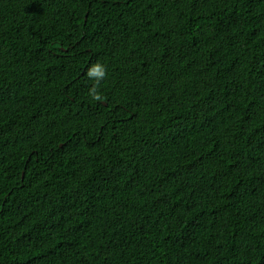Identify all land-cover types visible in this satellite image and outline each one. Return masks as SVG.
Returning a JSON list of instances; mask_svg holds the SVG:
<instances>
[{"label": "trees", "instance_id": "trees-1", "mask_svg": "<svg viewBox=\"0 0 264 264\" xmlns=\"http://www.w3.org/2000/svg\"><path fill=\"white\" fill-rule=\"evenodd\" d=\"M0 264H264V0H0Z\"/></svg>", "mask_w": 264, "mask_h": 264}, {"label": "clouds", "instance_id": "clouds-1", "mask_svg": "<svg viewBox=\"0 0 264 264\" xmlns=\"http://www.w3.org/2000/svg\"><path fill=\"white\" fill-rule=\"evenodd\" d=\"M86 76L93 80V85L89 88V96L96 101L102 99L99 93V84L102 80H104L107 76L106 65L97 61L94 62L86 72Z\"/></svg>", "mask_w": 264, "mask_h": 264}]
</instances>
